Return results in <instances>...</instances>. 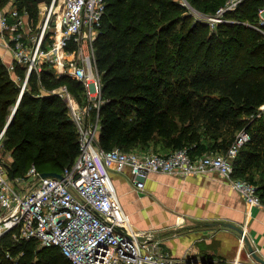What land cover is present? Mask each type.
Masks as SVG:
<instances>
[{
  "label": "trees",
  "instance_id": "16d2710c",
  "mask_svg": "<svg viewBox=\"0 0 264 264\" xmlns=\"http://www.w3.org/2000/svg\"><path fill=\"white\" fill-rule=\"evenodd\" d=\"M187 1L215 15L227 0ZM15 4L37 17L38 0ZM263 4L243 0L212 26L180 0H106L95 41L105 99L97 143L161 153L187 147L197 157L226 152L246 130L251 137L233 160L235 175L252 181L264 202V31L257 27ZM64 84L84 99L81 81L44 64L18 102L21 85L0 55V131L18 102L2 143L13 158L11 175L26 174L32 164L61 172L78 156L67 103L52 92ZM0 264L72 263L58 246L19 241L9 231L0 239Z\"/></svg>",
  "mask_w": 264,
  "mask_h": 264
},
{
  "label": "built area",
  "instance_id": "2783aa9c",
  "mask_svg": "<svg viewBox=\"0 0 264 264\" xmlns=\"http://www.w3.org/2000/svg\"><path fill=\"white\" fill-rule=\"evenodd\" d=\"M180 1L190 7L187 0ZM242 1L227 0L215 15H198L214 26L227 20L226 12ZM105 12L106 0H49L35 32L30 19H25L27 9L21 11L15 5L0 16V32L13 51L8 70L21 85L18 102L32 73H40L44 64L53 67L58 76H72L85 86L83 100L66 84L52 90L65 99L79 141L78 156L61 176H42L35 164L24 175H11L10 163L0 157V239L12 231L19 241L34 239L41 246H58L72 264H222V259L175 257L157 230H138L125 211L113 173L128 172L135 190L142 192L153 173L189 177L213 172L247 205L264 207L256 185L235 175L233 160L250 133L240 131L226 152L197 157L187 147L169 153L101 147L97 140L105 99L95 41ZM259 23L257 27L264 31V4L259 9ZM26 27L31 35H25ZM13 111L0 131V154Z\"/></svg>",
  "mask_w": 264,
  "mask_h": 264
},
{
  "label": "crops",
  "instance_id": "0c3cea01",
  "mask_svg": "<svg viewBox=\"0 0 264 264\" xmlns=\"http://www.w3.org/2000/svg\"><path fill=\"white\" fill-rule=\"evenodd\" d=\"M48 2L49 0L39 1V4H43L42 20ZM15 5L12 1L3 6L0 4V16ZM27 18L29 16L25 17L26 20ZM24 32L25 35H31L29 27ZM5 41L7 43L6 37H2L0 32V55L9 64L13 60V51ZM1 152L5 153L3 149ZM113 179L133 225L140 231L153 229L161 233L165 237L167 250L173 256L222 259V264H262L249 254L248 246L238 242L237 237L228 229L237 230L223 225V222H232L242 227L246 225L258 254L264 258V207L247 205L241 195L219 174L212 172L181 177L153 173L142 192L133 188L128 172H114ZM156 205L167 210L170 223L166 224L171 226L147 227L144 226L143 219L136 217L139 209L151 210ZM183 222L184 225L187 223V227L199 224L215 226L216 233L209 236L205 229L200 228L189 230L188 233L180 231L174 236L176 229L172 225Z\"/></svg>",
  "mask_w": 264,
  "mask_h": 264
},
{
  "label": "rangeland",
  "instance_id": "374dc122",
  "mask_svg": "<svg viewBox=\"0 0 264 264\" xmlns=\"http://www.w3.org/2000/svg\"><path fill=\"white\" fill-rule=\"evenodd\" d=\"M9 1H12L13 3L16 2V0H8V1H6V3L9 2ZM35 6L36 5H34V8H32V9L34 11L37 10V12H36L37 13V17L35 15L34 16H30V13H28V16H29V19H30V22L32 24V28H33L34 32L37 31V29L41 25V20H42V13L41 12H42V6H43V4H39V6L37 8ZM190 7L195 12V14L197 13L196 15L198 17H199L198 13L199 14H202V15H209V16H211L210 13H204L203 11H200V10L196 9L192 5H190ZM70 77H72V76H70ZM77 99H81V96L80 95H77ZM114 147H119V146L116 145ZM131 149L140 150V147L136 146V147L131 148ZM0 157L4 158V160L6 162H8V163H12V161H13V158L11 157V154L7 150L5 151V153L4 152H1ZM32 163H34V162H32ZM32 163H30L29 165H31ZM215 175H216V173H215ZM122 203H124V202H122ZM136 215H137L136 217H139V218H141V219L144 220L143 224H145L144 226H147V227H151V226L152 227H158V226L162 227V226H167V225L168 226H171L169 224H166V223H170V220H169L170 219V215L167 212V210L165 208H163V206L158 207V205H156V206L152 207L151 210H148L147 208L139 209ZM186 224L184 225V222H183L181 224L176 225L177 227L175 225H172V227L176 229V231L174 233L172 232L173 235L174 236L177 235L180 231L183 232V233H185V232H187L189 230L200 229V228L205 229V231L208 232L207 234L209 236H212L210 234L216 233V227L215 226L214 227L213 226L210 227V226H208V224H199V225H195V226L194 225H191V226L187 227ZM167 227H165V228H167ZM243 227H246V225L245 226L243 225ZM228 230H230V232H232L237 237L238 242L242 243L245 247H247L246 240H244V239L242 240V235L241 234H239L237 231H233L231 229H228ZM247 230H248V228H247ZM248 235H249V237H251L250 234H249V231H248Z\"/></svg>",
  "mask_w": 264,
  "mask_h": 264
},
{
  "label": "water",
  "instance_id": "95a60500",
  "mask_svg": "<svg viewBox=\"0 0 264 264\" xmlns=\"http://www.w3.org/2000/svg\"><path fill=\"white\" fill-rule=\"evenodd\" d=\"M38 1H42V0H38ZM17 105L14 108L13 115L11 116L8 124L10 123V121L12 120V118H13V116L15 114V111L17 109ZM42 176H61V174H60V172H57V171H45V172H42ZM223 225L231 227V228L237 230L244 237V239L246 240V243H247V246H248V250L251 253V255L258 262L264 264V258L261 255L258 254L253 242L251 241L250 237L247 235V232H246L244 227L239 226V225H237L235 223H232V222H223ZM120 231H123V230L120 229ZM139 238L141 240H144L146 238V236H140Z\"/></svg>",
  "mask_w": 264,
  "mask_h": 264
}]
</instances>
